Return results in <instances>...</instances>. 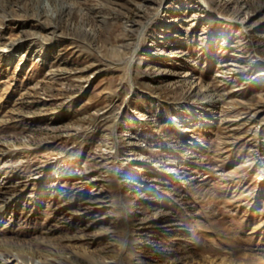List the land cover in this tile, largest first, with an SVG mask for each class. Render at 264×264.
<instances>
[{
	"label": "rangeland",
	"instance_id": "obj_1",
	"mask_svg": "<svg viewBox=\"0 0 264 264\" xmlns=\"http://www.w3.org/2000/svg\"><path fill=\"white\" fill-rule=\"evenodd\" d=\"M206 1L0 0V264H264V0Z\"/></svg>",
	"mask_w": 264,
	"mask_h": 264
},
{
	"label": "bare ground",
	"instance_id": "obj_2",
	"mask_svg": "<svg viewBox=\"0 0 264 264\" xmlns=\"http://www.w3.org/2000/svg\"><path fill=\"white\" fill-rule=\"evenodd\" d=\"M200 2L201 3H203V7H206V9L207 10H209V3L206 1V0H200ZM206 4V5H205ZM40 7H42L41 5H40ZM208 7V8H207ZM47 8L46 7H44V9H43V11H44V13H43V15L45 14V15H49V13L48 12H46L47 10H46ZM200 11H202V10H200ZM57 13V12H56ZM36 38V37H35ZM26 41V39L25 38H22V37H19V38H17V39H15V40H13L12 42H11V44H10V48H18L19 47V45L22 43V42H25ZM257 146H258V151H263V149H264V143H263V141H262V139H259V140H257ZM256 150V149H255ZM31 260H27V261H25L24 260V258H23V260H22V258H20V256L17 254V253H11L10 254V258L9 259H7V260H5V262H15L14 264H20V263H25V262H27V263H25V264H42V263H51V262H53L54 263V260L53 259H49V260H46V261H41L40 259H32V258H30ZM4 264V263H3ZM52 264V263H51ZM126 264V263H125Z\"/></svg>",
	"mask_w": 264,
	"mask_h": 264
}]
</instances>
